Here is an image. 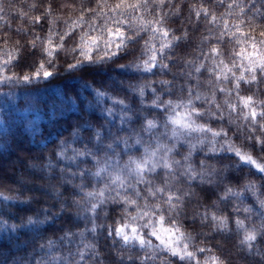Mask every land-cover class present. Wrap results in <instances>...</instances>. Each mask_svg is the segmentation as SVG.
I'll return each instance as SVG.
<instances>
[{
    "label": "trees",
    "instance_id": "obj_1",
    "mask_svg": "<svg viewBox=\"0 0 264 264\" xmlns=\"http://www.w3.org/2000/svg\"><path fill=\"white\" fill-rule=\"evenodd\" d=\"M85 4H91L96 7L97 0H83ZM110 4H114L117 0H108ZM4 11L0 13V36L10 38L8 47L12 41L16 39H24L17 35V30L27 32V38L39 35L41 39L47 37L48 25L41 23L32 26L33 16H42L49 3L53 4L54 15L59 17L54 27V32L62 33L65 30V20L75 18L79 15V5L81 0H0ZM239 4L244 6L246 17H251L256 13L257 9L264 12V0H165V6L157 8L152 0H149L151 12H144L145 20L159 18L164 15L166 23L165 27L176 35H182L187 30V39H182L179 45H174L171 51L165 49V56L162 62L169 67L161 70L158 66L153 72H123L119 65L128 64L133 59H147L148 53L144 51L146 42L155 44L157 48L162 42L159 35L152 39L153 33L148 31L141 32L135 36V43L127 50L129 55L121 53V59L116 64L99 66L97 69L86 72L70 74L64 71L66 68V60H71V55L66 51L57 53V59L54 63L58 66L55 78L50 81L40 80L34 81L32 84H0V194L10 199L7 201L0 199V244H5L10 240L18 241L19 246H12V251L8 253L9 264L12 260L22 261L23 264H36L37 261L48 259L46 256L47 248L42 249L41 245H47L51 240L54 245V253L58 256L69 257L75 260L77 249L83 248L84 243H93L98 241L97 247L99 253L97 255H88L84 264H112L117 259L115 249L120 247L118 238L107 235V229L124 224L126 221L134 223L152 240L153 245L158 246L160 242L155 237L147 236L148 228L144 227L149 222V218H144L135 222L131 221V215L136 214L135 208H129L130 215H125L122 211L124 205L122 203H113L111 199L103 203L97 209L96 224L97 232L94 234L90 231L92 212L90 201L86 197L87 192L99 191L109 186L106 195L115 196L114 189L117 185L111 183L112 178L119 173V168L129 160L130 157L140 159L144 154V148L147 147L155 150L157 142L161 145L172 147L175 150L169 157V162L173 163L175 176L168 189L174 195L182 197L183 208L179 209V216L168 212L167 204L163 201L167 198V190L163 194L156 193L155 198L150 196L147 188L148 185L141 183L135 185L140 190L138 203L143 208L145 200L149 206L160 204L164 209L165 227H169L175 220L179 227L185 232L192 233L196 237L194 243L200 245L204 240L207 247L213 248L215 255L227 257L229 264H264V258L260 256H249L246 252L239 251V241L243 238V233H237L235 226V218L245 220L246 214L241 211H233L237 207H255V200L252 195L246 194L243 204L238 200L228 199L224 201L221 197L224 195L226 186H231L235 190H239L245 182L244 177L248 175L246 170L235 171V158L231 154L218 152L216 156L206 155L208 144L205 143L203 150L199 148L191 157L193 168L200 172V163L203 160L206 170L216 169V174L210 179L211 184H201L199 178L191 182L187 177L183 176L184 156L188 153L189 143H195L201 136L200 133H184L180 137V142L170 139L171 129L173 125L169 124L165 128V122L169 115L175 116L176 113H184L183 108L176 109L175 112L164 109V105L168 100H172L173 104L179 101H187L192 99L195 106L202 112H206L209 108L216 112L215 104H211V97L215 93L216 103L221 105L223 119H219L218 113L209 119L207 115L202 118H196L197 123L205 124L213 130L223 128L228 132L229 139L233 140L237 145L243 142V135L247 134V126L244 125V132L237 130V124L243 125L244 122L240 116L241 109L237 107L235 112L229 113L224 101L229 100L232 104L238 105L235 92L231 97L220 92L219 88L226 90L232 88L231 73L229 80L225 81L222 77L217 80V69L215 64L221 58L224 62L231 66V51L237 48L234 38L223 32L221 18L229 21V27L232 23L239 19V8H228V4ZM255 3V7H252ZM75 4L76 8H65L61 5ZM35 5V7H33ZM175 6V7H174ZM203 6L218 18L217 24H211L208 20L201 16L199 22H196L194 13L191 9ZM179 8V14L175 15L176 8ZM232 11L231 16L227 13ZM140 16L141 12L133 13ZM91 14H89V18ZM191 17V19H189ZM129 23L123 25L127 34L132 35L133 30L137 27V22L127 17ZM259 19V18H258ZM104 24L102 18L96 19L95 26L99 31L100 26ZM87 25L84 29L77 28L73 37L66 41V48L70 49L74 44L79 43V34L81 31H87ZM96 33H93L95 35ZM171 39V37H169ZM54 40L58 41L59 36H54ZM5 45L0 44V49H5ZM217 48L221 56H213L212 48ZM39 55V49L37 50ZM94 57L97 53H93ZM170 57V58H169ZM207 57V59H206ZM38 63L35 59H30L27 64ZM200 67L197 72L196 68ZM28 70L24 68V62L20 67L13 68L9 66L5 74L11 75L16 72L18 75L21 71ZM233 71L240 74L239 67ZM247 75V73H245ZM123 82L121 84L120 82ZM161 81L167 82L168 86H162ZM145 85V95L143 101L139 95L134 94L128 88V84ZM152 88L156 89V97H159L160 107L153 106L155 97ZM189 88L192 91V97L188 96ZM103 90L107 94L103 97H97L96 91ZM255 89L251 92L247 86H243L242 94L255 93ZM199 93L201 99H195ZM109 97L123 100L131 110L122 111V105L113 104ZM205 97L208 101H205ZM258 99L264 100V86L260 93L256 94ZM108 109L112 110V115L108 114ZM25 112H30L29 114ZM235 123H229V117ZM125 123H121V118ZM129 118L130 121H129ZM147 120L158 122V126L152 131L145 132L143 127ZM36 121L37 127L35 131L31 129V123ZM88 122L92 127L81 128L79 132L76 129L79 125ZM100 131L104 135V144L110 143L112 137L119 136L124 138L127 136L139 135L142 138V145H135L134 139L129 140L128 148L125 149L123 144L115 145V152L108 150L107 155L104 151H98L96 142L93 139V133ZM168 133L165 135V133ZM74 133H76L74 135ZM259 135L260 133L257 132ZM211 137V134H207ZM224 138H218L217 148L223 144ZM246 143V142H244ZM63 145L65 152L64 158H57L55 153L60 151ZM94 152L95 156H77L72 157L77 152ZM164 155L163 150L158 153L157 159ZM254 155H258L254 153ZM17 157L27 162L29 168H22L21 163L17 162ZM120 161L119 166L116 160ZM51 160L54 165L52 169L45 167ZM99 160L103 165L105 160L108 161L109 172L102 173L100 178L94 177L93 172L97 170L96 161ZM175 161H179L176 164ZM35 165V169L31 166ZM230 166L233 170L225 172V166ZM84 172L81 177L80 172ZM165 169L158 167L154 174L145 173V177L152 181L153 190L156 187H165L164 185ZM225 175L227 179H225ZM51 177V179H50ZM209 179V177H205ZM129 183L134 184V180ZM260 183V181H256ZM83 185V190H81ZM123 195L137 199L132 187H128L127 191L119 189ZM61 195L58 198L56 193ZM191 195H185V193ZM62 204H68L70 207L61 211ZM207 212L209 221L202 224L200 217ZM215 212L217 215H227L231 228L230 241L221 246L215 243V239H219L217 235L214 239L212 234L211 214ZM45 214L47 219L45 220ZM159 214H154L151 218L153 222ZM195 215V219L193 216ZM39 218L44 221L42 224L35 226L26 225L27 217ZM258 217H252L245 220V223L251 227L252 221ZM21 225H25L22 227ZM12 226L16 227V231H12ZM130 229V228H129ZM66 232H71V239L65 236ZM81 234L84 235L83 242ZM63 238V239H62ZM213 241L212 243H207ZM204 246V245H201ZM260 246L264 248V243ZM217 248L220 250L217 251ZM127 258L128 253H124ZM142 255L139 250L133 251V256ZM201 264L203 257L208 253L199 254ZM165 264H168L167 254L162 253ZM3 259L0 252V260ZM157 264H160L157 261ZM176 264H180L176 261Z\"/></svg>",
    "mask_w": 264,
    "mask_h": 264
},
{
    "label": "snow or ice",
    "instance_id": "obj_2",
    "mask_svg": "<svg viewBox=\"0 0 264 264\" xmlns=\"http://www.w3.org/2000/svg\"><path fill=\"white\" fill-rule=\"evenodd\" d=\"M152 3L157 8L162 9L165 6V0H152ZM35 7V5H33ZM61 7L76 8L75 4L68 5L64 4ZM175 7V6H174ZM234 7L239 8V19L232 23L229 27V21L226 18H221L223 32L229 34L230 37L234 38L235 45L237 48H233L231 51V66L224 62L221 58L218 63L215 64L217 71V80L221 77L225 80H229V73H231L232 88L226 90L223 87L219 88L220 92L225 93L226 96L231 97L233 92L236 94L238 100L237 104H232L229 100H225L224 103L227 106L229 113L235 112L237 107H240V116L244 122L243 125L237 124V130L241 133L244 132V125L247 126V134L243 135V142L241 145H237L233 140L229 139L228 132L223 128L219 130H213L211 127L205 124L197 123L196 118H202L205 115L209 119L216 116L218 113L219 119H223V112L221 105L216 103L215 93L211 97V104H215L216 112L213 113L211 108L206 112L200 111L193 100L190 98L187 101H179L173 104L172 100H168L164 105V109L171 112H175L176 109L183 108L186 111L184 113H176L175 116L169 115L165 122V128L169 124L173 125L170 135V139L180 142V137L184 133H200L201 136L196 140L195 143H189L188 153L184 156L186 162L183 167V176L187 177L188 181L191 182L199 178L201 184H211V177L216 174V169L206 170L205 162L202 160L200 163L201 171L197 172L190 160L193 153L199 148L203 150L205 143L208 144V151L206 155L211 154L216 156L218 152H227L235 158V171L246 170L248 175L245 176L244 183L239 190H235L231 186H226L224 195L221 197L222 200L227 201L228 199L238 200L240 204H243L246 199V194H251L255 200V207H243L240 209L237 207L233 211H243L246 216L245 220L251 219L252 217H258L257 220L252 221V226L249 227L245 220H242L237 216L235 218V226L237 233L242 232L243 238L239 241V251L246 252L247 255L260 256L264 258V248L260 246L264 243V100L256 97L257 93H260L262 86H264V12H260L257 9L251 17L245 18V8L242 5L233 3L228 4V8L231 10ZM252 7H255L253 3ZM80 11L74 19L69 18L65 20V30L62 33L54 32V27L59 17L54 15L53 4L49 3L42 16L32 17V26L41 24L42 22L48 25L47 37L41 39L39 35L33 36L31 39L27 38V32L18 29L17 35L24 37V39H16L12 41L11 46L8 47L10 38L0 36V44L5 45V49H0V84H32L34 81H50L55 78V74L58 71V66L54 63L57 59V53L60 51H66L71 55V60H66L65 72L70 74L86 73L97 69L99 66L116 64L120 60L121 53L124 52L129 55L127 50L135 43V36H138L143 31L150 30L154 35L152 39H155L156 35L161 37L160 47L157 48L155 44H149L146 42L144 51L148 53L147 59L139 60L133 59L128 64H121L119 68L123 72H153L158 66L161 70L168 68L169 66L162 62V57L165 56V49L171 51L174 45H179L182 39H187L188 32L184 30L182 35L178 36L174 32L170 31L169 28L165 27V17L160 15L159 18L151 20H145L143 13L151 12L149 0H117L116 3L110 4L108 0H97L96 7L93 8L91 4H85L83 0L79 5ZM4 11L2 3H0V13ZM179 8H176L175 15L179 14ZM141 12L140 16H135L133 13ZM194 13L196 22H199L201 16L205 17L209 23L217 24L218 18L214 13H211L207 8L203 6L195 7L191 9ZM89 14L91 17L89 18ZM233 13L229 11L227 16H231ZM131 16L133 21L137 22V27L133 30L132 35L127 34L123 25L129 23L127 17ZM102 18L104 24L100 26L99 31L95 26L96 19ZM259 18V19H258ZM191 19V17H189ZM87 25V31H81L79 34V43L74 44L70 49L66 48V41L73 37L77 28L84 29ZM93 33H96L93 35ZM54 36H59V40L55 41ZM171 37V39H169ZM132 42V44H130ZM39 49V55L37 50ZM98 55L94 57L93 53ZM212 55L221 56L220 51L213 47ZM170 58V57H169ZM30 59H35L38 63L27 64ZM207 59V57H206ZM24 62V68L28 70L21 71V74L13 72L11 75H6V69L11 66L13 68L20 67L21 63ZM239 67L241 72L239 75L234 68ZM196 71H200V67L196 68ZM247 73V75H245ZM123 84V82H120ZM162 86H168L167 82L161 81ZM243 86H247L249 92L255 89V93L242 94ZM128 88L134 94L139 95L141 101L145 95V85H133L128 84ZM152 93L155 99L153 100V106L160 107L159 97H156V89L152 88ZM107 93L103 90L96 91L97 97H103ZM188 96L192 97V91L189 88ZM112 99L113 104L122 105V111L131 109L124 104L123 100ZM195 99H201L199 93L196 94ZM205 101L208 98L205 97ZM108 114L112 115V110L108 109ZM131 118H129L130 121ZM124 118H121V123H125ZM229 123H235V121L229 117ZM158 126V122L154 120H147L143 127V131L151 132L152 129ZM92 127L88 122L83 125H79L76 132H79L81 128ZM257 132L260 134L258 135ZM211 134V137L207 134ZM76 133H74L75 135ZM168 133L166 132L165 135ZM223 137L224 141L220 148H217L218 138ZM93 139L96 142L97 150L104 151L107 155L108 150L115 152V145L123 144L125 149L128 148L129 140L134 139L135 145H142V138L139 135L127 136L120 138L119 136L112 137L111 142L104 144V135L100 131L93 133ZM246 142V143H244ZM163 150L164 155L157 159L158 153ZM175 150V145L168 147L167 145H161L157 142L155 150H151L147 147L144 148V154L140 159L130 157L129 160L119 168V173L112 178L111 183L117 185L114 189L116 192L115 196L106 195L109 186L106 185L104 189L99 191L87 192L85 195L90 200L91 207L89 211L92 212L90 231L96 233L98 225L96 224L97 209L111 199L113 203H122L124 205L123 212L125 215H130L129 208H135L136 214L131 215V221L135 222L144 218H149V222L144 225L148 228L147 236L155 237L160 242L158 246L153 245L152 240L148 239L146 235L140 230L139 227L135 226L134 223L126 221L124 224L113 229L109 227L107 229V235L110 237L118 238L120 247L115 249L117 259L112 261V264H165L162 253L167 254L168 264H176L179 261L180 264H201L199 254L208 253L203 257V264H229L227 257L221 255H215L212 247H207L204 240H201L200 245L194 243L196 237L190 232H185L178 226L175 220L172 221L171 226L165 227V215L164 209L160 204H154L149 206L147 200H145L143 208L138 203L140 196V190L135 187L144 183L148 185L147 191L150 196H156V193H160L162 196L167 190V198L163 201L168 206V212L179 216V209L183 208L182 197L180 195H174L170 189L167 188L173 179H177L175 176L173 163L169 162V157ZM257 153L258 155H254ZM57 158H64L65 152L63 145L60 146V151L55 153ZM95 156L94 152H77L72 157L75 159L77 156ZM17 162L21 163L22 168L28 169L29 165L27 162L22 161L20 157H17ZM116 165L119 166L120 161H115ZM179 164V161H175ZM97 170L92 173L94 177L100 178L102 173L109 172L110 165L107 160L101 165L99 160L96 161ZM35 169V165L31 166ZM46 168L52 169L54 165L51 160L45 165ZM158 167L165 169L164 174V185L165 187H156L154 190L151 187L152 181L145 177V173L154 174ZM2 170V165H0ZM233 170L230 166H225V172ZM81 177L84 176V172H80ZM209 177L206 179L205 177ZM51 179V177H50ZM225 179L227 176L225 175ZM134 180V184L129 183ZM260 183H256V181ZM128 187H132L137 199L123 195L119 189L127 191ZM83 190V185H81ZM60 193L57 192L56 196L59 198ZM185 195H191V193H185ZM0 199L7 201L10 199L7 196L0 194ZM70 207L68 204H62L61 211ZM154 214H159L158 217L153 220L151 219ZM47 215L45 214V220ZM195 219V215L193 216ZM212 234L215 237L218 235L219 239H215V243L224 246L230 241L231 228L229 224V217L227 215H217L215 212L210 217ZM200 221L202 224H207L209 221V215L205 212L201 217ZM39 218L27 217L26 225H38L42 224ZM24 227L25 225H21ZM130 228V230H128ZM12 231H16V227L12 226ZM71 232H66L65 236L68 239L72 237ZM63 239V238H62ZM84 235L81 234V241L83 242ZM208 241L207 243H212ZM98 241L93 243H84L83 248H78L76 253V259H71V253L69 257L58 256L54 253L55 245L49 240L47 245L42 244L41 248H47L46 256L48 259L37 261L36 264H84L85 258L88 255H97L99 249L97 247ZM204 245V246H201ZM12 246L18 247V241L10 240L5 244H0V252H2L3 259L0 260V264H9L8 253L12 251ZM138 249L142 255L133 256V251ZM220 249L217 248V251ZM124 253H128L125 258ZM11 264H23L22 261L12 260ZM103 264V262H101Z\"/></svg>",
    "mask_w": 264,
    "mask_h": 264
},
{
    "label": "rangeland",
    "instance_id": "obj_3",
    "mask_svg": "<svg viewBox=\"0 0 264 264\" xmlns=\"http://www.w3.org/2000/svg\"><path fill=\"white\" fill-rule=\"evenodd\" d=\"M25 113L29 114L30 112H25ZM36 127H37V122H36V121L32 122V123H31V129H32L33 131H35ZM128 230H130V229H128Z\"/></svg>",
    "mask_w": 264,
    "mask_h": 264
}]
</instances>
